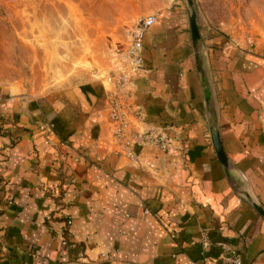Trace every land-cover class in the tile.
<instances>
[{
	"label": "crops",
	"instance_id": "0c3cea01",
	"mask_svg": "<svg viewBox=\"0 0 264 264\" xmlns=\"http://www.w3.org/2000/svg\"><path fill=\"white\" fill-rule=\"evenodd\" d=\"M129 1L126 21L156 22L142 67H120L125 136L167 149L114 136L102 79L35 98L0 83V264H223V245L264 264V47L198 19L194 45L184 0Z\"/></svg>",
	"mask_w": 264,
	"mask_h": 264
},
{
	"label": "rangeland",
	"instance_id": "374dc122",
	"mask_svg": "<svg viewBox=\"0 0 264 264\" xmlns=\"http://www.w3.org/2000/svg\"><path fill=\"white\" fill-rule=\"evenodd\" d=\"M192 2L205 29L264 47V0ZM131 13L129 0H0V83L30 98L94 78L117 89Z\"/></svg>",
	"mask_w": 264,
	"mask_h": 264
},
{
	"label": "built area",
	"instance_id": "2783aa9c",
	"mask_svg": "<svg viewBox=\"0 0 264 264\" xmlns=\"http://www.w3.org/2000/svg\"><path fill=\"white\" fill-rule=\"evenodd\" d=\"M156 22V17L153 15L146 16L138 19L134 24L127 28V38L129 44L126 46L125 54L129 61L130 68L133 70L140 69L142 67V48L143 41L146 36L148 29H150ZM123 78V77H121ZM126 78L122 79L120 86L115 89L114 93L108 101L109 104V120L114 125V136L118 139L126 140V146L132 145H150L159 148L164 151L167 149L168 141L161 134H154L153 131H148L141 134L130 135L126 138V131L128 128L127 120L122 112V106L119 102L118 90L125 86ZM71 222L67 221L66 226L70 225ZM206 245V244H205ZM223 264H241V260L237 255L236 250L233 248L223 245L222 246Z\"/></svg>",
	"mask_w": 264,
	"mask_h": 264
},
{
	"label": "water",
	"instance_id": "95a60500",
	"mask_svg": "<svg viewBox=\"0 0 264 264\" xmlns=\"http://www.w3.org/2000/svg\"><path fill=\"white\" fill-rule=\"evenodd\" d=\"M184 1L186 2V4L189 7L193 6L192 0H184ZM189 26H190V33H191L192 43L194 45H196L197 42L200 39V35H199V31H198V26H197L196 12L194 10H192V9H191V12H190V17H189ZM211 142H212V145L214 147V150H215V153L217 155L218 160L220 161V163L223 166H225L226 165V157H225V155L223 153L222 146L220 144L218 135L216 133L211 132ZM254 208L264 218V211L258 206H255Z\"/></svg>",
	"mask_w": 264,
	"mask_h": 264
}]
</instances>
